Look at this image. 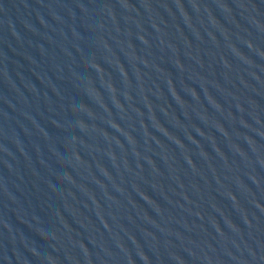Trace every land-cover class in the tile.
Returning a JSON list of instances; mask_svg holds the SVG:
<instances>
[{"label":"water","instance_id":"1","mask_svg":"<svg viewBox=\"0 0 264 264\" xmlns=\"http://www.w3.org/2000/svg\"><path fill=\"white\" fill-rule=\"evenodd\" d=\"M0 264H264V0H0Z\"/></svg>","mask_w":264,"mask_h":264}]
</instances>
